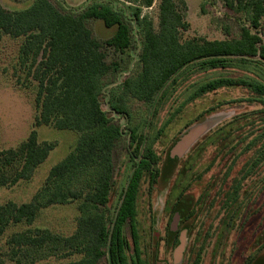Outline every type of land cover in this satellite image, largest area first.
Masks as SVG:
<instances>
[{
  "label": "rangeland",
  "instance_id": "1",
  "mask_svg": "<svg viewBox=\"0 0 264 264\" xmlns=\"http://www.w3.org/2000/svg\"><path fill=\"white\" fill-rule=\"evenodd\" d=\"M35 0H0L11 12L30 8ZM62 11L82 9L93 2L111 1L124 9L132 24V46L120 53L106 46L107 60L121 66L116 76L106 79L101 97L104 110L125 133L138 127L145 135L144 147L158 156L160 176L153 188L144 178L138 200L137 229L142 259L148 264H264V97L250 86L221 87L212 92L201 89L221 79H241L248 85H264V61L259 57H230L226 68L203 67L193 63L176 74L153 103L127 97L129 121L110 111L108 101L114 91L141 69L144 18L158 31L161 0L142 7L141 18H133L139 4L123 0H50ZM190 24L183 40H233L240 37V19L225 7L223 0H175ZM206 2V12L203 5ZM186 5L187 7H185ZM94 37L104 42L117 31L103 21L90 19ZM264 36L263 27L256 31ZM25 37L0 33V152L17 149L33 130L39 142L54 144L49 157L28 180L0 187V205L30 202L44 186L50 170L74 152L80 133L52 125H36L38 83L22 65L20 50ZM125 134L115 150V187L111 195L113 214L120 202L133 161ZM83 200L42 208L31 224L12 223L0 238V264H68L83 255L63 243L43 248H12L15 233L49 230L62 238L77 231ZM130 264L134 259L131 230ZM72 250V249H71ZM100 264H107L106 260Z\"/></svg>",
  "mask_w": 264,
  "mask_h": 264
},
{
  "label": "trees",
  "instance_id": "2",
  "mask_svg": "<svg viewBox=\"0 0 264 264\" xmlns=\"http://www.w3.org/2000/svg\"><path fill=\"white\" fill-rule=\"evenodd\" d=\"M154 1L123 0L139 4L133 15L135 21L142 19V7H151ZM223 1L229 13L250 22L249 27L242 26L239 38L183 40L182 32L190 24L175 0H161L159 30L144 18L141 69L118 87L121 94L112 93L108 101L110 111L129 121L127 97L153 103L176 74L196 62L217 69L226 68L230 57H259L264 61V36L252 31H261L263 27L264 0ZM202 10L206 12V2ZM90 19L101 20L107 28L116 27L117 31L105 43L101 42L88 26ZM130 21L125 10L111 1L93 2L65 12L50 0H35L30 8L19 12L8 11L0 4V33L25 37L20 59L38 83L40 115L36 125H52L81 134L74 152L50 170L44 186L30 202L0 205L1 238L12 223H33L42 208L83 200L76 233L66 239L49 230L15 233L9 240L12 248L63 243L70 249L65 256L74 251L83 255L81 260L68 264H100L103 260L107 264H130L131 243L124 232L128 225L134 246L132 264H148L139 248L138 200L144 178L149 177L151 188L158 181V156L150 147H144L145 135L138 127L125 133L101 103L106 79L116 76L121 68L118 62L107 60L106 46L122 54L131 48ZM232 86H250L264 97V85H248L241 79L209 82L201 90L212 92ZM125 134L129 136L127 147L133 170L112 214L109 206L115 187V150ZM53 148L54 144L39 142L38 133L33 130L17 149L1 151L0 187L30 179Z\"/></svg>",
  "mask_w": 264,
  "mask_h": 264
},
{
  "label": "built area",
  "instance_id": "3",
  "mask_svg": "<svg viewBox=\"0 0 264 264\" xmlns=\"http://www.w3.org/2000/svg\"><path fill=\"white\" fill-rule=\"evenodd\" d=\"M126 4H129V3H126Z\"/></svg>",
  "mask_w": 264,
  "mask_h": 264
}]
</instances>
